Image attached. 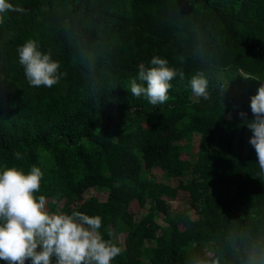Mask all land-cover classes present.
Here are the masks:
<instances>
[{
	"label": "trees",
	"instance_id": "obj_1",
	"mask_svg": "<svg viewBox=\"0 0 264 264\" xmlns=\"http://www.w3.org/2000/svg\"><path fill=\"white\" fill-rule=\"evenodd\" d=\"M9 2L22 11L9 12L0 24V169L41 168L37 195L63 200L68 214L101 216L106 240L105 228L122 224L123 253L111 264H140L143 256L149 264H264V173L239 116L254 119L251 97L264 83V0ZM28 39L61 61L66 75L59 84H28L17 52ZM156 55L184 78L171 81L165 104L153 106L132 96L130 81ZM198 74L209 82V101L190 98ZM190 134L200 136L193 162L174 151ZM136 150L145 169L188 177L176 187L144 180L133 188L115 185L135 175L129 159ZM213 166L234 186L231 196L209 192ZM93 187L106 189L107 198L83 199ZM178 191L187 193L197 219L172 211L161 198ZM140 197L182 228L176 237L144 247L147 220L133 225L126 210Z\"/></svg>",
	"mask_w": 264,
	"mask_h": 264
},
{
	"label": "clouds",
	"instance_id": "obj_2",
	"mask_svg": "<svg viewBox=\"0 0 264 264\" xmlns=\"http://www.w3.org/2000/svg\"><path fill=\"white\" fill-rule=\"evenodd\" d=\"M22 11L9 0H0V24L9 12ZM18 62L31 87L52 88L66 73L61 72V61L53 59L51 49L39 50L35 39L26 40L18 49ZM184 78L182 70L169 66V61L156 55L150 66H139L138 76L130 81V93L144 96L156 106L169 100L174 79ZM139 81V82H138ZM192 94L205 101L211 99L209 82L198 74L190 81ZM225 90L221 89L223 94ZM250 109L254 116L240 112L245 126L252 132L249 143L255 149L259 170L264 173V83L251 97ZM21 159L19 152L14 154ZM44 172L33 165L28 172L17 166L0 169V260L6 264H111L123 253V248L100 232L102 217L80 211L71 214L50 211L45 195H37Z\"/></svg>",
	"mask_w": 264,
	"mask_h": 264
},
{
	"label": "rangeland",
	"instance_id": "obj_3",
	"mask_svg": "<svg viewBox=\"0 0 264 264\" xmlns=\"http://www.w3.org/2000/svg\"><path fill=\"white\" fill-rule=\"evenodd\" d=\"M191 100H197L192 92L190 93ZM231 114L226 115V119L230 117ZM199 138L198 134H190L185 136L183 139L177 141L174 146V151L181 159H185L189 162H193L199 152ZM129 163L133 167H136L135 175L128 177L123 182H115V185H122V183L131 186V188L136 186L135 181L144 180L150 182L160 183L169 187H176L179 180H184L188 177L187 174L179 178H171L165 174L159 168H152L147 170L144 168L143 160L141 158V153L136 150L132 155V158L129 159ZM44 168V167H43ZM45 170V168H44ZM216 177L209 184V192L214 195L217 199H224L232 195L234 192V186L226 185L221 181V172L218 169V166H213L211 169ZM108 191L103 188L93 187L88 189L83 194V199L89 197H96L100 201H104L107 198ZM162 200L168 203L172 211H179L186 215L189 219H197L193 208L189 204V199L187 193L178 191V194L173 197L162 196ZM48 208L50 211H62L65 212L63 206V200L57 199L56 197L48 198ZM127 212L131 215L133 220V225H136L140 220H147L146 234L144 238V247L151 248L155 245L156 239L162 237L164 239H170L177 236V234L182 230L181 227H177L172 224L168 217L163 215L157 208L154 207L153 202H151L146 197H140L133 199L126 206ZM108 239H111L118 246L124 248V242L127 235L125 227L120 224L118 227L108 226L104 230ZM204 251L206 255H213L212 243H204ZM193 246V242L190 244ZM140 264H149V261L146 257L141 258ZM195 264H204L203 262H197Z\"/></svg>",
	"mask_w": 264,
	"mask_h": 264
}]
</instances>
